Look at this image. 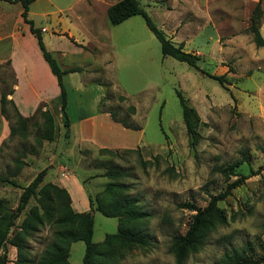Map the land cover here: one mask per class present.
Wrapping results in <instances>:
<instances>
[{
	"label": "rangeland",
	"instance_id": "obj_1",
	"mask_svg": "<svg viewBox=\"0 0 264 264\" xmlns=\"http://www.w3.org/2000/svg\"><path fill=\"white\" fill-rule=\"evenodd\" d=\"M71 1L35 0L29 4L28 16L36 27L47 29L41 31L47 37L57 27L56 17L64 16L63 7ZM140 2L167 37L193 35L184 50L200 56L199 70L163 56L159 41L138 14L116 25L109 23L107 46L99 44V51L90 44L94 50H90L91 55L71 53L75 47L68 39L52 37L49 45L66 50V55L54 56L58 64L83 68L73 77H64L73 139L71 131L68 139L63 138L57 102L47 110L53 124L51 140L41 137L44 118L34 112L25 135H7L0 142V175L16 184L0 181V199L15 209L22 187L43 168L46 174L41 184H59L74 175L85 199L94 198L111 181L103 175L105 170L121 168L126 172L120 180L126 186L123 192L135 197L148 213L140 224L148 244L144 249L129 250L115 264H175L172 237L186 231L194 213L182 204L203 207L228 181L245 175L241 185L217 202L225 222L214 224L201 247L189 253L182 264H214L224 255L260 258L264 256V47L256 46L248 31L257 0H154V5L150 2L148 6L146 0ZM15 4L21 6L12 3V11ZM260 11L258 24L264 37V0ZM221 74L225 77L223 86L210 77ZM12 77L10 71L5 72L6 87ZM175 89L200 118V138L194 146L190 145ZM98 104L114 113L113 121L139 129H124L103 116L96 141L82 142L77 119L93 113ZM14 122L11 118L10 124ZM95 143L113 151H102ZM242 152L247 160L231 174H223L221 168L241 159ZM141 160L146 163L141 164ZM34 204L31 197L9 238ZM92 215L93 241L116 231L117 218L98 210ZM52 238L53 226L48 222L23 237L22 255L29 264L37 263ZM83 252L82 240L72 242L69 263L82 264ZM0 256L5 264H15L17 249L9 239L0 247Z\"/></svg>",
	"mask_w": 264,
	"mask_h": 264
},
{
	"label": "trees",
	"instance_id": "obj_2",
	"mask_svg": "<svg viewBox=\"0 0 264 264\" xmlns=\"http://www.w3.org/2000/svg\"><path fill=\"white\" fill-rule=\"evenodd\" d=\"M9 2L19 1L22 5L21 16L29 24V30L36 38L43 58L47 62L52 74L55 76L60 88L59 100L62 115L63 138L68 139L70 135V121L66 113V89L63 84L62 76L66 72L80 71L81 67L71 66L61 69L56 59L44 45L41 29L36 27L33 20L28 17L29 4L35 0H7ZM260 2L257 0L249 19L248 31L252 35V40L256 46L264 47V37L259 30ZM141 15L148 29L153 33L160 43V50L163 56H171L178 61L186 62L189 66L198 69L197 62L200 56L192 51L183 49V44H175L165 35L162 29L149 17L138 0H118L111 4L106 15L111 25L119 24L133 15ZM72 40V39H71ZM75 42V41H74ZM11 72V71H10ZM12 76L13 73L11 72ZM213 79L223 86L225 77L221 75H211ZM13 78V77H12ZM14 81V79H12ZM12 89H6L0 97V110L8 121L9 136L16 133L25 135L28 123L34 117L22 116L16 109L14 103L6 97V93H11ZM181 107V115L185 125L186 133L189 137L191 146H194L199 138L198 124L200 118L193 106H191L183 94L175 89ZM10 107V111L8 107ZM42 105L35 110L43 116L44 133L41 137L51 140L53 138V124L51 115L47 110H41ZM112 119L115 120L113 112L109 111ZM15 122L10 124V119ZM125 126L124 124H122ZM126 127V126H125ZM102 151L111 152V148L102 147ZM247 160V154L242 152V158L233 161L226 167L221 168L225 175L231 174V170L242 161ZM141 164H145L141 160ZM46 169L39 170L32 180L22 187L18 204L15 209L9 208L0 199V247L9 239L10 244L17 249L18 258L15 264H29L26 256L22 255L23 237L37 226L48 222L53 226V238L45 246L36 264H70L69 250L71 243L82 240L84 252L82 264H115L122 256L132 249H144L148 244V238L140 224L148 216V213L140 208L137 199L125 194V184L120 180L126 175L121 168L110 167L103 173L111 179L103 190L97 193L94 198L87 196L89 209L86 211L74 210L71 206V198L65 187L53 182L41 184ZM246 179L245 175H240L228 181L225 188L217 194L211 195L207 204L199 207L192 202H184L182 205L194 211L191 221L184 233L175 234L172 237L171 251L174 255L175 264H182L186 256L196 251L203 244V239L207 231L214 227V224H222L226 218L217 202L229 195L232 189L241 185ZM0 181H7L14 185L15 182L9 180L7 176L0 175ZM33 197L35 204L30 207L25 217L21 220L18 228L9 238V233L15 224L20 211ZM98 210L103 215L117 218V228L115 232L106 233L101 241H93V215L92 212ZM264 262V256L253 259L250 256L239 257L236 255H224L214 264H260ZM0 264H5L4 256H0Z\"/></svg>",
	"mask_w": 264,
	"mask_h": 264
},
{
	"label": "crops",
	"instance_id": "obj_3",
	"mask_svg": "<svg viewBox=\"0 0 264 264\" xmlns=\"http://www.w3.org/2000/svg\"><path fill=\"white\" fill-rule=\"evenodd\" d=\"M116 1L118 0H72L66 7H63L66 11L64 16L56 17L55 23L57 27L54 31H52V34L49 33L47 37H45V35L42 36L46 49L51 52L53 57L66 55V50L49 45L52 37L58 36L65 37L71 44L74 45L75 48L74 50H71V53L84 52L91 55L90 50L92 48H89L90 44L97 46L98 50L101 51L102 49L99 48V44H106L107 46V41L110 39V24L107 19L106 10ZM138 1L141 5L140 0ZM146 2L147 6L150 2L154 5V0H146ZM12 3L20 2L0 0V97L4 94L5 88L12 89L11 93H6V97L14 103L16 109L22 116H31L39 105H42V110L50 111L51 104L57 102V106L60 108V100H58L60 88L57 84L56 78L43 58L36 38L29 30V24L26 23L21 16V3L20 7H17L15 4V11H12V8L10 7ZM80 3L82 6L81 8H78L77 4ZM41 31L47 32V29L42 26ZM200 33L201 31L197 32V34ZM192 34L194 33H191V35ZM186 36L187 35L179 36V34L174 36L169 35V38L175 44L182 43L184 49L186 42H189V40L193 37V35L191 37ZM1 43H5V45L2 46ZM92 51L94 50L92 49ZM54 58L56 59V57ZM107 58L109 59V57ZM109 62L110 60H108L107 63ZM71 66L78 65H70L64 68L60 66V68L66 69ZM82 69L83 68L81 67L80 71H82ZM6 71H11L13 73L12 79H14L8 87L4 85V76ZM80 71H70L64 73L62 76L63 84L65 76L69 75L70 77H73ZM101 98L102 96L98 98L97 103H100ZM103 116L111 118L109 111L100 109L98 104V107L93 113L82 115L77 119L79 126V138L82 142L85 140H89L92 143L93 141H96V137L98 136L97 128L100 126L102 128L103 126L102 120L104 119H101ZM69 121L71 139H73V122L70 118ZM112 122L115 125H121L124 129H139L138 126L124 127L118 121L112 120ZM8 134V121L5 119L0 110V142ZM104 136H106V134H103V137ZM118 137L119 135L117 134L114 141H116ZM95 146L106 147L97 144ZM113 147L118 146L114 144ZM59 184L65 187L69 192L71 204L75 210L86 211L88 209V200L87 198L85 199L86 195L82 192L76 176L72 175L67 180H61Z\"/></svg>",
	"mask_w": 264,
	"mask_h": 264
}]
</instances>
